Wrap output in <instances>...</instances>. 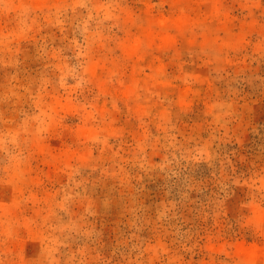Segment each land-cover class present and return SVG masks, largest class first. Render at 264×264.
<instances>
[{
	"label": "rangeland",
	"instance_id": "374dc122",
	"mask_svg": "<svg viewBox=\"0 0 264 264\" xmlns=\"http://www.w3.org/2000/svg\"><path fill=\"white\" fill-rule=\"evenodd\" d=\"M251 253L264 0H0V264Z\"/></svg>",
	"mask_w": 264,
	"mask_h": 264
},
{
	"label": "bare ground",
	"instance_id": "6f19581e",
	"mask_svg": "<svg viewBox=\"0 0 264 264\" xmlns=\"http://www.w3.org/2000/svg\"><path fill=\"white\" fill-rule=\"evenodd\" d=\"M250 257L253 258V259L260 260V261H262V263H264V254L251 253V256Z\"/></svg>",
	"mask_w": 264,
	"mask_h": 264
}]
</instances>
